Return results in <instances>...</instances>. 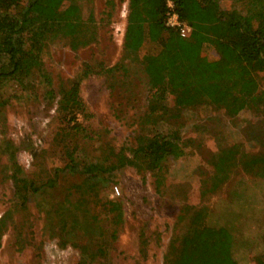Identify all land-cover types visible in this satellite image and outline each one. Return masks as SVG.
<instances>
[{"label": "rangeland", "instance_id": "obj_1", "mask_svg": "<svg viewBox=\"0 0 264 264\" xmlns=\"http://www.w3.org/2000/svg\"><path fill=\"white\" fill-rule=\"evenodd\" d=\"M220 4L241 8L232 0ZM69 5L79 6L81 19L97 25L96 40L77 50L68 39L51 42L43 57L50 85L38 71L24 84L12 80L0 85V219L5 217L6 223L0 264H80L75 243L104 251L92 264H168L172 241L179 243L194 209H203L211 225L233 227L239 264H264V178L245 166L264 154V103L232 115L214 105L184 107L179 117L147 121L149 89L141 65L133 62L127 74L103 72L125 62L129 0H65L64 7ZM149 48L157 51L155 45ZM204 54L218 56L210 46ZM86 65L93 71L80 85L86 112L79 116L78 131L72 128L75 122L58 112L57 103L59 89L69 87ZM257 78L264 93V73ZM51 89L54 97L47 94ZM168 101L174 107L173 97ZM156 132L177 133L184 150L167 161L161 191L153 172L131 166L87 183L80 175L59 171L67 163V145L76 144L82 160L108 162L111 148L132 156ZM223 151L235 157V164L212 189V161ZM13 161L29 179L41 184L53 178L56 186L21 201L12 179ZM68 197L81 201L80 206L73 208ZM185 205L193 209L180 222ZM120 209L123 216L117 221ZM87 215L92 221L89 236L83 228Z\"/></svg>", "mask_w": 264, "mask_h": 264}, {"label": "trees", "instance_id": "obj_2", "mask_svg": "<svg viewBox=\"0 0 264 264\" xmlns=\"http://www.w3.org/2000/svg\"><path fill=\"white\" fill-rule=\"evenodd\" d=\"M172 1L180 18L192 27V33L182 37L165 25L167 0H129L123 42L125 62L103 72L112 74L121 70L127 74L133 62L141 65L149 89L145 118L153 124L179 117L184 107L214 105L231 115L245 108H261L264 93L260 91L257 74L264 73V0H232L240 9H223L221 0ZM64 4L65 0H0V85L12 80L24 84L36 71L50 85L51 80L43 71V57L51 42L68 39L72 49L77 50L96 40L97 25L90 19H81L79 6L65 8ZM150 44L157 46L156 52L150 51ZM208 46L215 49L217 58L210 59L204 54ZM92 71L93 67L86 65L69 87L59 89L57 110L69 123L75 122L74 130L80 131L79 116H85L86 112L80 85ZM47 94L54 97L52 89ZM170 96L174 107L169 105ZM174 111L176 114L169 115ZM69 146L64 147L67 163L59 171L80 175L87 183L104 180L131 166L153 172L158 191L165 182L169 158L177 159L184 154L177 133L156 132L134 149L132 156L123 149L116 152L111 148L108 162L82 160L77 156V145ZM212 164L215 168L212 189H216L227 179L235 157L223 151ZM245 166L256 169L255 174L264 178V154L248 159ZM12 179L16 195L23 202L56 186L53 178L41 184L29 179L15 161ZM66 200L73 208L81 204L69 197ZM192 209L185 205L179 221ZM111 211L118 210L112 207ZM122 216L121 209L115 213L117 221ZM206 216L203 209H194L191 223L178 239L179 243L172 241L166 257L168 264H239L233 227L211 225L206 222ZM83 224L89 236L92 228L89 215ZM5 225L2 217L0 247ZM74 245L81 250L80 264H92L99 254H105L101 249L93 252L84 244Z\"/></svg>", "mask_w": 264, "mask_h": 264}, {"label": "built area", "instance_id": "obj_3", "mask_svg": "<svg viewBox=\"0 0 264 264\" xmlns=\"http://www.w3.org/2000/svg\"><path fill=\"white\" fill-rule=\"evenodd\" d=\"M166 4L167 11L165 25L171 29L177 30L182 37H188L192 33V27L180 18L174 1L167 0ZM115 190L119 193V189L117 187Z\"/></svg>", "mask_w": 264, "mask_h": 264}]
</instances>
